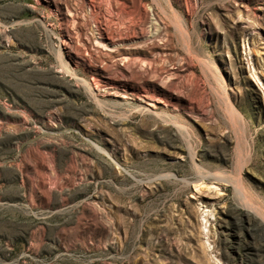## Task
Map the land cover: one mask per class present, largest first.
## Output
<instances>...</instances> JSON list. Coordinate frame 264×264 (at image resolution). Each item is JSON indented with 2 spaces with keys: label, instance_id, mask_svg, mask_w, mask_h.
I'll return each mask as SVG.
<instances>
[{
  "label": "rangeland",
  "instance_id": "rangeland-1",
  "mask_svg": "<svg viewBox=\"0 0 264 264\" xmlns=\"http://www.w3.org/2000/svg\"><path fill=\"white\" fill-rule=\"evenodd\" d=\"M0 264H264V0H0Z\"/></svg>",
  "mask_w": 264,
  "mask_h": 264
}]
</instances>
